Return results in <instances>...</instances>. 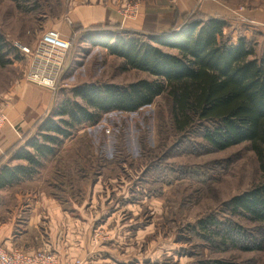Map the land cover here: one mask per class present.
Listing matches in <instances>:
<instances>
[{"label": "rangeland", "instance_id": "374dc122", "mask_svg": "<svg viewBox=\"0 0 264 264\" xmlns=\"http://www.w3.org/2000/svg\"><path fill=\"white\" fill-rule=\"evenodd\" d=\"M139 1L21 0L23 6L14 0H0V30L16 46L34 45L45 31L54 29L60 32L56 25L61 22L67 24L72 47L49 113L62 100L72 97L73 89L78 85L93 82L126 85L138 79L153 78L148 72L125 68L122 58L103 46L92 45L89 40L90 34H115L122 30L113 29L110 24L93 25L85 30L65 19L73 2H109L128 18V4ZM181 1H193L189 12L183 14L175 7ZM198 2L151 0L152 32L146 34L147 40L151 35L163 34L161 31L177 29L188 18L211 16L198 10ZM259 4L264 5V0H259ZM222 15L234 24L243 19L240 14ZM157 18H163V24H156ZM235 28L241 29L240 25ZM227 32L234 35L231 28ZM263 42L264 37L259 43L258 54L262 51ZM20 56L13 63L0 66V90L7 89L9 80L19 71L26 70L27 57L21 52ZM202 140L197 131L186 137L178 134L172 120L171 100L165 93L137 111H112L106 113L98 124L80 127L72 138L64 141L67 149L60 155H81L82 163L93 172L80 183L86 191L84 201L97 205L93 212L96 213L97 209V214H103L102 219H108L118 205L130 203L138 208L135 217L137 227L148 226L145 230L151 232L153 239L159 236V230L162 231L163 264H199V260L211 258L264 264V250H214L198 235L195 227L200 219L216 212L220 216L225 215L222 207L225 201L250 189L264 177L249 142L216 150L203 149L200 145ZM188 142L198 145L192 146ZM42 174L44 178L46 172ZM116 216L115 219H124L135 215L124 209ZM236 218L247 226L255 225L248 219Z\"/></svg>", "mask_w": 264, "mask_h": 264}, {"label": "trees", "instance_id": "16d2710c", "mask_svg": "<svg viewBox=\"0 0 264 264\" xmlns=\"http://www.w3.org/2000/svg\"><path fill=\"white\" fill-rule=\"evenodd\" d=\"M14 1L23 5L21 0ZM228 25L221 16H195L171 33L151 35L149 40L146 34L129 31L90 34L92 45L122 58L125 68L148 72L153 78L126 85L93 82L76 86L73 96L62 100L39 124L28 144L32 150L17 154L16 158L27 163L0 168V187L43 179L46 172L44 183L57 199L85 202L80 181L93 172L78 153L51 161L60 146L80 127L98 124L106 113L137 111L165 93L171 100L178 134L186 137L197 131L203 149L224 150L249 142L264 175V45L258 54L263 34L256 31L248 37L239 33L234 38L226 30ZM20 58L18 47L0 30V66ZM222 207L225 215L208 214L195 227L211 249L264 250V177ZM236 217L255 225L247 226ZM199 264L249 263L211 258L201 259Z\"/></svg>", "mask_w": 264, "mask_h": 264}, {"label": "crops", "instance_id": "0c3cea01", "mask_svg": "<svg viewBox=\"0 0 264 264\" xmlns=\"http://www.w3.org/2000/svg\"><path fill=\"white\" fill-rule=\"evenodd\" d=\"M150 1L137 2V15L128 18L109 2H73L65 19L85 30L93 25L110 24L120 31L150 34ZM200 1L198 10L203 14H240L243 17L238 24L225 17L229 23L226 30L231 28L234 38L239 33L250 37L256 31L264 37V5H260L259 0L257 4L255 0ZM191 3L181 1L175 7L185 14L191 9ZM124 4L125 1L122 6ZM155 20L156 24H163V18ZM66 25L65 22L58 23L56 29L63 36L70 37ZM237 25L241 29H236ZM171 32L172 29H167L160 33ZM27 68L28 65L25 71H19L9 80L7 89L0 90V112L8 117L0 129V168L27 163L16 156L23 150H32L29 141L35 137L39 124L54 106L55 90L27 80ZM64 143L51 161L67 149ZM44 182V178H39L16 186L0 187V240L7 250L20 248L34 253L48 248L57 255L61 264H163L162 231L159 230V236L153 239L151 232L145 230L148 226L137 227L136 205H118L108 219H102L103 214H97V209L96 213L93 212V207L97 205L88 202L63 203L50 193ZM124 209L135 216L115 219Z\"/></svg>", "mask_w": 264, "mask_h": 264}, {"label": "built area", "instance_id": "2783aa9c", "mask_svg": "<svg viewBox=\"0 0 264 264\" xmlns=\"http://www.w3.org/2000/svg\"><path fill=\"white\" fill-rule=\"evenodd\" d=\"M130 16H136L137 3L127 6ZM15 45V44H14ZM16 46V45H15ZM21 54L28 58L27 80L55 90L61 81L72 47L70 37L57 30L45 31L34 45H18ZM8 121L5 113L0 112V129ZM1 264H61L57 255L48 248L27 253L20 248L7 250L0 240ZM78 263V262H77Z\"/></svg>", "mask_w": 264, "mask_h": 264}]
</instances>
